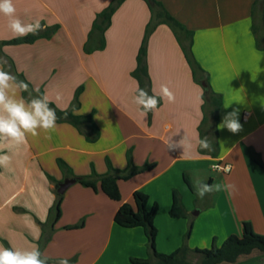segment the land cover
<instances>
[{"label":"crops","instance_id":"0c3cea01","mask_svg":"<svg viewBox=\"0 0 264 264\" xmlns=\"http://www.w3.org/2000/svg\"><path fill=\"white\" fill-rule=\"evenodd\" d=\"M158 1L194 33L193 56L208 73L211 88L224 97L218 125L226 113L238 110L242 129L232 133L218 127L214 139L208 124L204 130L215 150L196 148L204 119V88L196 82L181 43L167 24H160L150 36L147 63L152 93L159 97L161 86H167L174 100L163 99L155 112L141 114L133 102L140 88L133 73L152 18L146 0L123 1L104 33L105 46L92 52L85 47L93 24L112 0H12L22 21L39 20L45 26L40 32L58 27L33 43L3 45L16 37L7 27L8 18L0 14V58L7 60L6 70L10 66L13 75L30 84V91H42L62 110L74 105L75 91L82 87L75 113L93 114L101 135L89 142L72 124L56 122L51 139L43 131L36 137L28 135L21 145L0 138V155L9 152V143L16 144L14 158L7 167L0 166V246H40L41 258L51 260L50 264H58L60 258H67L69 264H119L116 257L125 264L131 256L147 258L144 229L115 222L120 205L133 203L137 190L149 195V208L159 206L156 248L161 253L181 247L182 232L190 221L171 216L175 192L188 213L199 209L193 214L197 219L189 239L192 246L204 248L212 237V244L218 246L216 232L222 233L220 242L240 235L243 222L264 234V169L250 157L253 148L264 161V50L257 48L252 31L255 0ZM184 135L192 141L191 151L182 155L183 148L176 145L168 150L170 138L179 142ZM59 159L69 169L63 170ZM130 159L133 165L153 167L119 181L121 201L80 181L65 194L58 192L66 178L89 176L93 170L103 175L108 160L124 170ZM213 164H230L232 170L215 171ZM185 173L190 181L202 179L210 184L219 174L220 184L236 186L231 196L214 192L208 212L216 225L213 231L209 226L205 232L200 229L205 202L189 187ZM58 194L63 195L61 215L54 222ZM82 222V227L67 228ZM236 264H264V256Z\"/></svg>","mask_w":264,"mask_h":264},{"label":"trees","instance_id":"16d2710c","mask_svg":"<svg viewBox=\"0 0 264 264\" xmlns=\"http://www.w3.org/2000/svg\"><path fill=\"white\" fill-rule=\"evenodd\" d=\"M123 1L125 0H112V2L97 15L89 35L88 43L85 47L86 52H92L95 49L103 48L105 46L104 33L110 25L113 13ZM146 1L149 4L152 18L147 25L145 38L138 55V67L133 75L138 79L140 88L147 90L149 95H152V85L147 63L148 42L150 36L160 24H167L180 41L187 59L193 68L196 82L202 86L203 82H206L207 84L206 87L203 86L204 119L200 126V133L201 138L206 136V130L204 129L210 124L212 137L215 139L217 137L220 109L224 97L223 94L218 93L211 88L208 73L200 66L193 56L192 46L194 33L174 18L164 7L162 2L158 0ZM252 18V31L255 37L256 46L258 49L264 50V0H255L252 7ZM57 27L58 26L50 27L45 32H38L35 35L29 34L26 37L4 41L2 44L33 43L41 37H49L56 31ZM16 77L18 80L27 83L29 90L33 89L30 84L22 78V76L17 75ZM81 90L82 87L77 91L74 105L71 108L62 110L51 102L50 107H53L56 110V115L58 117L56 122L72 124L89 142H96L100 138L101 132L93 119V114L80 115L75 113L80 105L79 96ZM32 91L35 95H44L42 91ZM22 95L27 98L28 92H24ZM161 103L162 101H160L158 106H160ZM149 113L151 114L152 112ZM215 146L218 147V144L215 143ZM250 157L256 164L264 169V161L260 153L253 148H250ZM58 164L63 170L69 169L68 164L62 159L58 160ZM152 167L153 165L151 164L142 167L133 165L130 159L129 166L124 170H119L114 168L108 160V171L105 174L100 175L93 170L91 175L79 178L82 185L90 187L95 191L102 190L112 200L121 201L119 181L129 180L133 176L145 170H149ZM184 178L189 187L193 190L192 183L186 173L184 174ZM58 196L57 214L54 222L57 221L61 215L60 205L63 195L58 194ZM133 200V203H122L115 215V222L119 226L124 228L142 227L147 236L149 256L147 258L131 257L130 261L133 264H236L242 260H247L252 256H264V234L257 233L250 222L242 223V235H230L221 246H217L214 242L209 248L192 249L185 242L180 248L170 254L161 253L156 248L158 228L155 224V219L158 213V204L155 203L149 208V195L140 190L134 192ZM170 214L172 217H188V212L182 206L181 196L177 192L174 193L173 206ZM189 225L187 239L192 233L193 219H190ZM82 226L83 222L77 225L67 226V228L73 229ZM42 243L45 244L46 241L44 240ZM192 255L197 258L196 262H192L189 259ZM50 263L51 260H47V264Z\"/></svg>","mask_w":264,"mask_h":264},{"label":"clouds","instance_id":"9594fccd","mask_svg":"<svg viewBox=\"0 0 264 264\" xmlns=\"http://www.w3.org/2000/svg\"><path fill=\"white\" fill-rule=\"evenodd\" d=\"M16 6L12 0H0V14L7 17V27L16 38L26 37L29 34H37L44 29V25L39 20L25 23L16 14ZM7 60L0 58V138H7L15 141L17 145L26 142L28 135L32 137L39 136L41 131L46 133V138L51 139V133L56 129L58 119L56 110L50 107V101L46 95H32L28 84L12 74L10 66L7 67ZM14 85L16 90H13ZM38 92V90H36ZM28 92V97L22 93ZM167 99L168 102L174 100L173 93L167 86H161L160 96L155 93L149 95L148 91L142 88L137 89V94L133 102L140 109L143 116L149 112H155L161 100ZM221 129H227L232 133H238L242 129L239 123L238 110L226 113L221 120ZM168 150H174V145L183 148V154L192 150V141L184 135L179 142H174L170 138L167 142ZM196 148L205 152L214 151L212 141L207 136L198 138ZM8 154L0 155V166L7 167L10 163ZM231 165L213 164L215 171L228 173L231 171ZM192 187L198 198L203 200L206 196L214 192L226 191L229 196L236 191L234 184H210L202 179L192 178ZM0 264H47V258H41L39 247L35 249H19L0 246ZM58 264H69L67 258H60Z\"/></svg>","mask_w":264,"mask_h":264},{"label":"rangeland","instance_id":"374dc122","mask_svg":"<svg viewBox=\"0 0 264 264\" xmlns=\"http://www.w3.org/2000/svg\"><path fill=\"white\" fill-rule=\"evenodd\" d=\"M80 88L81 87H78L77 88V90L75 91V94H74V96L76 95V93H77V91L78 90H80ZM74 99H75V97H74ZM10 141V140H9ZM10 144H12L11 146H9V152L7 153L9 156H10V158L11 159H13L14 158V156H15V154H16V151H15V149L13 150V148H14V146L16 145V144H13V143H9L8 145H10ZM5 174V173H4ZM9 174V173H8ZM214 179H215V183H220V179H221V177H220V175L219 174H215L214 175ZM213 194L214 193H212L211 195H209V196H206L203 200H201L202 201V203H204L205 202V204H203V207H204V211H203V215H202V217L200 218V220L199 221H201V224H200V229H203L204 230V232L206 231V228H207V226H209V229H210V231H213V227H216V225L215 224H213V218L211 217L212 215H209V211H211L212 209H210L211 208V205H210V200L212 199V197H213ZM209 202V203H208ZM223 207V206H222ZM199 209L198 208H193L192 209V211H191V213H188V217H185V218H190V219H193V220H196L197 218L193 215L195 212H197ZM223 211H224V214H225V209L223 208ZM199 218V217H198ZM188 223H186V226L184 227V231L182 232V241H181V246L186 242V244H188V246L190 247V248H192V249H195V248H200V247H197V246H192L191 244H190V242H189V239L191 238V237H189L188 239H187V233H188V231H189V227H190V221H187ZM207 223V224H206ZM196 230V229H195ZM193 231H194V228H193ZM192 231V232H193ZM258 233V232H257ZM196 234H198V233H196ZM195 234V235H196ZM192 235V234H191ZM190 235V236H191ZM194 235V234H193ZM221 235H222V233L220 232V231H218V232H216V237L217 238H215L216 239V241H218V246H221L222 244H223V242L227 239V238H224V240H222L221 242H220V239H221ZM240 235H242V231L240 232ZM239 235V236H240ZM214 238L212 237L211 238V242L210 243H208V245L207 246H205L204 248H209V247H211V244H212V240H213ZM192 241L194 242V238L192 237ZM220 243V244H219ZM40 244H42V242H40ZM43 245V244H42ZM40 247V246H39ZM201 249H203V248H201ZM177 250V249H176ZM176 250H174V251H176ZM131 257H135V256H131ZM131 257H129V260H127V262L125 261V264H133V263H131V261H130V258ZM189 259L192 261V262H196L197 261V258L194 256V255H192V256H190L189 257ZM116 260H117V262H119V264L122 262V259L121 258H118V257H116Z\"/></svg>","mask_w":264,"mask_h":264},{"label":"water","instance_id":"95a60500","mask_svg":"<svg viewBox=\"0 0 264 264\" xmlns=\"http://www.w3.org/2000/svg\"><path fill=\"white\" fill-rule=\"evenodd\" d=\"M203 86H207L206 82H203ZM80 181V178H66L64 181L59 183L58 192L60 194H65L66 191L74 184L78 183Z\"/></svg>","mask_w":264,"mask_h":264},{"label":"built area","instance_id":"2783aa9c","mask_svg":"<svg viewBox=\"0 0 264 264\" xmlns=\"http://www.w3.org/2000/svg\"><path fill=\"white\" fill-rule=\"evenodd\" d=\"M225 165H229V164H225ZM232 166V165H231ZM231 170H232V167H231ZM222 172V171H221ZM229 173V172H228Z\"/></svg>","mask_w":264,"mask_h":264}]
</instances>
